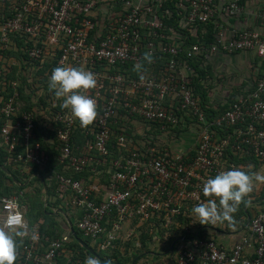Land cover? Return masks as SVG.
Listing matches in <instances>:
<instances>
[{
	"label": "built area",
	"instance_id": "obj_1",
	"mask_svg": "<svg viewBox=\"0 0 264 264\" xmlns=\"http://www.w3.org/2000/svg\"><path fill=\"white\" fill-rule=\"evenodd\" d=\"M123 1V10L113 11L112 19L107 15L98 20V0H21L18 6H13L14 16L0 24L2 48L9 47L16 33H26L31 38L43 36L46 47H50L46 51L40 46L31 47V58L42 57L43 52L58 47L59 66H83L97 74L98 86L89 90L88 95L97 100L98 117L96 123L80 129L84 135L82 142L74 140L76 129L81 126L69 110L57 111L52 120L61 163L75 170L91 164L107 170L114 166L107 184L56 175L58 192L66 205L82 211L78 228L93 238L101 250L113 247L120 231L134 218L148 220L154 215L158 218L167 210L163 223L167 226L172 214L179 213L178 205L183 199L192 201L193 206L205 201L203 182L234 168L232 154L254 151L264 169V75L253 91L240 95L218 116L207 118L200 98H194L189 86L193 69L180 56L179 43H167L162 39L163 33L156 43L145 34V31L148 35L156 34L162 28L163 22L157 15L162 4ZM218 1L182 0L180 5L185 7L182 23L197 27L198 23L213 20L219 12ZM240 1L223 3L221 9L229 15L241 14L244 4ZM258 21L259 28L253 29H226L217 24L219 29L211 48L194 44L187 56L241 51L264 59V2ZM144 49L168 59L159 64L158 74L152 73L141 82L121 68L126 63L135 65L142 61ZM153 64H157L155 59ZM18 84L12 81L13 93L9 96L5 85L0 88V137L14 161L44 166L49 156L41 151L40 143H31L36 135V115L20 110ZM176 105L193 112L199 120L201 131L188 150H173L174 141H170V145H149L146 150L143 146L133 154L121 153L113 158L114 145L109 144L115 133L110 127L112 121L136 114L148 121L176 125L183 117L174 109ZM121 109L127 113L123 114ZM116 144L121 149L137 147L134 139L124 133L118 134ZM20 146L24 148L22 152L18 151ZM21 195H0V228L22 233L16 237L15 264H62L59 257L63 241L29 225ZM259 209L248 217V234L232 246H222L213 240L196 241V246L203 247L197 255L180 245L176 251L178 264H264V204ZM44 243L47 245L42 250Z\"/></svg>",
	"mask_w": 264,
	"mask_h": 264
},
{
	"label": "trees",
	"instance_id": "obj_2",
	"mask_svg": "<svg viewBox=\"0 0 264 264\" xmlns=\"http://www.w3.org/2000/svg\"><path fill=\"white\" fill-rule=\"evenodd\" d=\"M21 1V0H20ZM101 0H98V4H101ZM182 0H150L149 3H161V7L157 9V15L163 22L162 28L157 30V33H148L145 31L147 36H150L152 40L159 43L161 40V33L165 37L162 39L167 43H179L182 48L180 56L186 59V62L192 67L193 72L191 75V81L189 86L192 88L193 96L200 98L201 106L205 109L207 118L211 119L219 114L223 113L234 101H237L238 96L232 95L230 99L224 104H219L216 108L214 106H207L208 102V87L204 84V79L213 77L211 72V65H207L205 61H208V54L201 53L192 57H188V49L194 45H204L211 48V44L215 42V35L219 27L217 26V18L207 22L198 23L197 27H191L190 24L184 25L182 18L185 15V7L181 4ZM113 9V11H122L124 6L123 0H106L104 1ZM104 3V5L106 4ZM240 3L244 4V0ZM19 4V3H18ZM14 0H0V7L4 8V15L0 18V24L6 19L14 16L15 9ZM103 13V10H102ZM101 9L98 11L97 19L99 20L102 16ZM195 30V33H194ZM154 34V35H153ZM175 34L176 38H172L171 35ZM40 46L46 51L50 46L45 45L43 36L30 37L26 33H16L13 35V41L9 47L2 48L0 46V88L6 86L5 93L7 96L13 93V88L10 86L12 81H17V90L19 91V97L17 103L20 104L21 111H33L36 115V129L35 137L31 140V143L35 145L37 142L40 143V149L42 152L49 156V160L46 165L40 166L37 164H30L25 162L14 161L10 158V153L7 147L3 143V139L0 137V195L20 194V199L23 209L25 210L26 220L31 227L38 226L41 233L51 238H59L63 241L62 254L59 257V261L62 264H84L85 259L88 256H94L87 250L79 241L78 237L91 245L98 254L108 260H114L121 264H131L133 259L142 252L155 250L159 247V250L170 249L177 251L180 245L185 243V248L195 251L196 254L203 247L196 246V241H210L213 240L217 244L227 246L225 243H221L217 238V232L211 229L210 225H203L198 222V218L192 212L193 202L188 199H183L181 205H178L179 213L172 214V221L167 226L163 223L167 220L168 211L163 210L159 217L154 215L148 220H142L141 218H134L131 225L134 226V230L131 235H128L126 239H120L118 237L115 241V245L107 250H101L98 243L91 237L86 236L83 231L78 228L77 221L82 215V211L66 205L65 199L60 196L58 192V184L56 182V175L62 174L71 176L74 179L84 178L86 182H97L108 183L110 180V174L115 170L114 166L109 170L104 167L91 164L83 170H75L67 165L60 162L59 155V141L57 140L56 125L52 120V117L57 111L65 110L60 105L61 100H57L54 92L49 89V79L51 73L55 67H58V60L60 57V49L56 47L51 52H43L42 57L37 59L29 56V49L31 47ZM147 52L146 49L143 53ZM236 51L234 53H239ZM154 59L157 64L147 65L148 75L155 73L158 74L159 64H164L168 56L162 57L160 54H154ZM260 58L254 59L255 65L259 66ZM156 66V68H154ZM126 68V71H124ZM134 64H125L122 66L121 71L127 73L131 77H139L138 74L133 70ZM260 71L254 80V84L250 85L249 89H241L243 94L253 91L256 88L257 80L264 75V59L260 65ZM175 110L182 117L181 121L172 125L166 122H153L142 118L139 115H130L129 119L118 117L117 122L112 121L110 124L111 131L115 133L111 137L110 145H114L112 148L113 158L123 153L124 155H130L138 151V149L145 146V150L149 145H156L154 140L155 133L170 132V138L178 140L181 138V133L189 131L197 134L200 130V124L198 117L193 115L191 111L187 109H178V105L174 107ZM123 114L127 113L125 109H121ZM16 116H14V119ZM3 120V119H2ZM97 121V120H96ZM96 121L94 123H96ZM78 123L80 124L79 120ZM93 123V124H94ZM52 125L53 127H50ZM194 125V128L192 127ZM162 126H164L162 129ZM184 128V129H183ZM82 127L76 129L74 134V140L78 143L82 142L84 135L80 132ZM163 130V131H162ZM194 130V131H190ZM119 133L130 135L134 139L136 146H130L128 149H121L116 144V140ZM143 134H147L148 138L145 139V143L141 146L140 139ZM199 134L197 135V137ZM23 147L18 148L19 152L23 151ZM234 160L235 168H244L247 170L248 165H253L252 171H260L262 167L259 157L254 151H239L236 154H232L230 157ZM3 165L10 173L11 176L16 178L20 183H24L28 180L30 175L39 174L43 177L46 182L48 189V201L45 204V187L40 177L33 176L26 186H20L16 184L11 176L1 167ZM36 179L39 184H35L34 187H30L32 182ZM260 186L254 187L253 192L250 194L251 205L245 206L241 204L237 213L234 214L236 225L230 227L227 222L218 223L212 225L214 227L226 229L229 232H236L242 230L243 235L248 234L250 231L249 226L245 227L247 219L252 216L253 212L251 209L257 211L258 208L264 204V184L256 183ZM29 189H33L30 193ZM247 199V198H246ZM177 208V206H173ZM62 209L59 212L58 209ZM116 213L114 212V218ZM73 222L74 229L77 236L74 237L70 230L68 220ZM162 224V225H161ZM111 223H108V227ZM151 227L153 230L151 231ZM244 228V229H243ZM154 238H158L161 243L160 246L151 248L148 244V240L152 241ZM178 237H183V240H176ZM176 240V241H175ZM139 244L137 247L136 245ZM46 243L42 250H45ZM137 249H133V247ZM229 247V246H227ZM125 252L127 255H125ZM198 255V254H197ZM108 264H117L108 262ZM137 264V262H136ZM178 264V263H177Z\"/></svg>",
	"mask_w": 264,
	"mask_h": 264
},
{
	"label": "clouds",
	"instance_id": "obj_3",
	"mask_svg": "<svg viewBox=\"0 0 264 264\" xmlns=\"http://www.w3.org/2000/svg\"><path fill=\"white\" fill-rule=\"evenodd\" d=\"M154 63L151 51L143 54V60L134 65V71L141 82L148 79V67ZM98 86L97 74L86 70L83 66L55 67L49 79V89L54 92L57 100H61V107L71 112L79 120L80 126L87 128L98 117L97 100L88 95L89 90ZM253 165L244 168H232L221 171L214 178L203 182L202 192L207 199L195 205L192 209L198 222L203 225H215L227 222L230 227L236 225L234 214L241 204L251 205L250 194L256 183L264 184V169L252 171ZM247 198V199H246ZM11 223V222H10ZM21 232H13L0 228V264H15L16 237ZM84 264H108L107 259L97 256H88Z\"/></svg>",
	"mask_w": 264,
	"mask_h": 264
},
{
	"label": "crops",
	"instance_id": "obj_4",
	"mask_svg": "<svg viewBox=\"0 0 264 264\" xmlns=\"http://www.w3.org/2000/svg\"><path fill=\"white\" fill-rule=\"evenodd\" d=\"M133 1L137 2V3H149L150 2V0H133ZM229 1H231V0H219L218 1L219 12H218L216 18H217L218 24L220 26H222L226 29H230V28L231 29H233V28H236V29L259 28L260 23L258 21V13L261 10V7H262L264 0H244V11L238 15H229L227 12L222 11L221 8L223 6V3L227 4V3H229ZM106 7L107 6L104 5L103 9H106ZM108 12H109V9H108ZM108 12L102 13V19L107 17ZM194 33H195V31H194ZM171 37L174 39V38H176V35L173 34V35H171ZM223 54L227 55V56L228 55H231V56L234 55L233 53H223ZM213 56H214V54H209L207 56L208 60H210ZM231 56H229V57H231ZM254 68H255L256 74L254 75V79L250 85L254 84V80L256 79L259 71L261 70L260 66H257V65H255ZM250 85H248L247 89H249ZM240 95L242 96L243 93H240L238 95V97ZM190 131H194V130H190ZM185 132L187 133L188 138H185L183 135L180 134L181 138H179V140H174L175 148L173 150H175V149L176 150H188V147H190V146H187L186 142L184 140L190 139L191 143L195 140L197 134L191 133L189 131H185ZM256 186H258V184H256ZM258 210H260V209L258 208L257 211ZM257 211H255V209H253V207H252L251 212L256 213ZM247 224L248 223L246 222L244 228L247 226ZM208 227H210L211 229L216 231L218 240L221 243L227 244V246H232L243 235L242 230H239L236 232L235 231L234 232L233 231L232 232H229V231L225 232V231L221 230L220 228H218V226L214 227V226L210 225ZM133 230H134V226H132L131 222H129V224L124 226L123 230L120 231L118 237H120V239H126L128 237V234L131 233ZM152 230H153V227H151V231ZM154 237L155 236L153 235L152 241L148 240L149 241L148 244L151 245V248H155L157 246H160V244H163L160 242V240L158 238H154ZM178 239L183 240L184 238L178 237L176 240H178ZM183 245H185V243H183ZM136 246L138 247L139 244H137ZM133 249H137V248L134 246ZM125 255H127L126 252H125ZM137 256H140L136 261L137 264H177L178 263L176 251H172L170 249L159 250V247H157L155 250L151 249L150 251H145V252L139 253ZM136 262H135V264H136ZM132 263H133V261L131 262V264ZM117 264H121V263L117 262Z\"/></svg>",
	"mask_w": 264,
	"mask_h": 264
},
{
	"label": "rangeland",
	"instance_id": "obj_5",
	"mask_svg": "<svg viewBox=\"0 0 264 264\" xmlns=\"http://www.w3.org/2000/svg\"><path fill=\"white\" fill-rule=\"evenodd\" d=\"M4 1V0H2ZM15 6H18L20 0H14ZM106 0H101L100 9L101 13L103 10L104 2ZM107 3L105 4V6ZM99 9V10H100ZM108 9L110 13L108 12ZM106 12H108L109 19L113 18V9L110 7H106ZM4 15V8L0 7V18ZM234 54V55H233ZM231 55H224L223 53H214V56L208 61H205L206 66L211 65V72L213 77H208L204 79V84L208 87V104L207 106H214L215 108L220 104H224L227 102L232 95H236V97L242 93L244 89L248 88V85L254 79V75L256 74L255 71V63L254 59L257 57L254 54L239 52L233 53ZM231 56V57H229ZM262 63V59L259 60L258 65L260 66ZM244 86L243 89L241 87ZM241 89V91H240ZM198 97V96H197ZM199 98V97H198ZM194 128V125L192 126ZM184 129V128H183ZM163 131V130H162ZM170 132L167 130L166 132L162 133H155L154 134V142L155 144L165 146L170 145V141L176 140L175 138H170ZM185 138H188L187 133L182 132ZM148 138L147 134H143L140 142L142 143L145 139ZM179 140V139H178ZM187 146L191 145L190 139L184 140ZM35 184H39V182L34 179L32 185L30 187H34ZM259 186V185H258ZM33 189H29L30 193ZM223 231L227 232L226 229H222ZM241 236V235H240Z\"/></svg>",
	"mask_w": 264,
	"mask_h": 264
},
{
	"label": "water",
	"instance_id": "obj_6",
	"mask_svg": "<svg viewBox=\"0 0 264 264\" xmlns=\"http://www.w3.org/2000/svg\"><path fill=\"white\" fill-rule=\"evenodd\" d=\"M1 167L7 172V174L9 175V176H11V173L3 166V165H1ZM38 176V177H40L41 178V180H42V182H43V184H44V187H45V204L47 205V201H48V189H47V185H46V182H45V180L43 179V177L41 176V175H39V174H34V175H30V177L28 178V180L26 181V182H24V183H20L16 178H14V177H12L13 178V180H14V182L16 183V184H18V185H20V186H26L27 184H28V182L30 181V179L33 177V176ZM58 211L59 212H61V213H63L62 212V209L60 208V209H58ZM68 220V224H69V226H70V230H71V232L73 233V235H74V237H76L77 236V233H76V231H75V229H74V226H73V222L71 221V220H69V219H67ZM247 223H249V219L247 220ZM78 241L87 249V250H89L90 251V253L92 254V255H94V256H97V257H100L101 259H104V258H102L99 254H98V252L91 246V245H89L87 242H85L84 240H82L81 238H79L78 237ZM140 256H137L134 260H133V263L132 264H135V262L137 261V259L139 258ZM107 262H113V263H117L116 261H114V260H108L107 259Z\"/></svg>",
	"mask_w": 264,
	"mask_h": 264
}]
</instances>
